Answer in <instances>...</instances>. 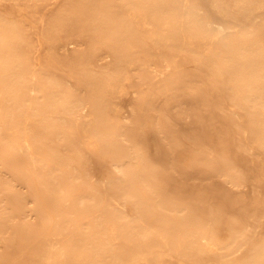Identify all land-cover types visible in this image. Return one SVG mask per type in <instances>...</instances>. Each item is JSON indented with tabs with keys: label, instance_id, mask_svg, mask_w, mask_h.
<instances>
[{
	"label": "bare ground",
	"instance_id": "1",
	"mask_svg": "<svg viewBox=\"0 0 264 264\" xmlns=\"http://www.w3.org/2000/svg\"><path fill=\"white\" fill-rule=\"evenodd\" d=\"M1 1L16 3L25 15L13 19L0 14V71L6 91L2 110L5 118L21 120L17 127L25 130L21 140L11 135L8 142L14 150L25 152L34 162L41 163L44 171L40 176L36 170L24 172L12 153L14 150L0 148V170L9 173L10 182L15 185L0 181V202L8 209L9 216L18 218L0 236V264H61L63 246L34 245L48 235L65 238L68 217L60 212L65 202L71 203L78 215L86 218L76 227L78 242L74 248L78 263L100 264L96 256L97 250L104 249L98 242L104 233L100 225L102 218L90 210L100 204V199L96 190L87 184V164L80 147L70 138L75 131L86 139L82 149L92 162V174L103 190L110 192L109 206H118L121 210L118 217L122 225L142 222L147 215L153 221L138 235L128 232L123 236L125 243L137 242L138 250L127 254L129 264H139L142 260L152 264L160 249L144 244L148 234L164 245L173 241L178 248L185 247L180 240L183 229L177 219L190 209L196 214L189 229L201 233L198 237L185 235L188 241L182 256L205 251L224 253L237 243L246 233V221L260 210L249 188L251 183L244 185L247 189L242 196L231 194L222 178L227 172L225 162L229 151L220 142L211 145L213 163L205 168L211 174V181L191 184V187L200 186L203 194L190 195L172 185L176 169L169 161V154L180 147H186L190 158L204 153L200 113L195 101L165 95L161 85L167 82L166 78L155 89L149 85L148 91H143L145 80L161 74L162 68L170 64L164 58L160 61L147 58L142 43L134 44L137 27L124 9L131 15L139 14L162 26L184 31L189 40H217L207 33L210 25L217 38L233 31H247L238 49L222 58V66L228 69L240 96L231 110L244 118V112L264 108V38L252 41L249 37L250 32L263 29L258 25L263 23L264 4L258 0H230L237 9L232 15L224 0H186L197 7V16L182 19L171 13L168 0H115L122 8L111 5L109 0ZM31 21L40 28L34 30ZM28 31L31 35L27 38L38 52L44 53L37 55L35 64L40 70L54 74L47 78L45 87L16 72L21 66L19 48ZM165 41L156 42L184 50L198 69L211 75L208 55ZM100 69H108L109 73L103 76ZM59 79L66 84V93L56 90ZM160 94L164 96L162 105H159ZM71 95L77 96L75 103L70 101ZM180 103H187L186 111L170 116L172 107ZM155 111L160 113L156 121ZM124 121L133 122L136 129L122 130ZM0 131H4L2 122ZM226 136L228 143L232 137L228 132ZM128 154L138 162L143 161L134 170L135 178L124 164ZM68 157L71 161L67 164ZM259 157L264 166V153H259ZM56 172L61 173V180L54 178ZM249 181L256 184L260 195L262 185L257 175ZM143 195L151 197L149 206L144 205ZM206 201L211 204L206 206ZM228 209L236 210L235 216L224 219ZM162 213L167 214V220L162 218ZM27 215L32 217L31 222L26 220ZM198 238L202 240V248L197 244ZM258 239V248L249 252V247ZM110 253L111 258L117 259ZM234 262L264 264L262 224L256 226L252 241L238 243ZM179 264L195 263L179 258Z\"/></svg>",
	"mask_w": 264,
	"mask_h": 264
},
{
	"label": "rangeland",
	"instance_id": "2",
	"mask_svg": "<svg viewBox=\"0 0 264 264\" xmlns=\"http://www.w3.org/2000/svg\"><path fill=\"white\" fill-rule=\"evenodd\" d=\"M109 2L111 5L120 6L115 0H109ZM168 2L170 11L175 17L182 19L191 16L195 17L197 7L190 1L168 0ZM224 2L227 4V11L234 15L237 9L232 6L230 0H224ZM258 2L259 4H264V0H258ZM124 11H126L127 16H131L133 24L137 27L133 39L134 44L136 42L142 43L145 51L144 54L147 58L155 61H160L164 58L165 61L170 64V67H168L165 65V62H162L165 67L162 68L161 74L146 79V84L143 85V91H148L149 85H151V89H155L162 83V80L166 78L167 82L161 85L165 95L180 96L181 98L195 101L196 108L200 113V121L202 124L201 140L205 148L204 153L195 159L189 157L186 147L177 148L175 152L170 153L169 161L175 165L176 169V179L172 185H174L175 188L180 187V189H183L190 195L203 194L204 192L200 186L199 188L191 187V184L194 183L198 185L211 181V174L205 171V168L213 163L211 145L221 142L229 151L228 154H226L227 158L225 162L227 165V172L222 175V178L225 180V186L234 197H240L247 189L244 185L250 182L251 187L249 188H251L253 199L256 201L258 200L260 206L258 213L246 221V233L240 237L237 243L232 244L227 251L224 252L225 254L219 251H205L192 254L188 257L181 255V252L185 251L188 241L185 235L194 234L198 237L199 233H201L189 229L192 216L196 214L194 209H190L189 212L182 214L177 219V222H179L183 229L181 232L183 236L180 240L185 247L178 248L177 244L173 241H170L168 245H164L160 240L153 237L152 234L146 236L144 239L145 245H151L153 248L160 249L157 250L159 252L155 254V258L151 260V263L179 264V258H182L187 263L192 262L195 264H235L234 256L237 254L238 243L252 241L256 226L262 224L264 227V217L262 216L264 213V166L259 157V153H264V108L251 109L248 113L246 111L244 112V118H239L235 115L231 110V105L235 104L240 96L233 87V79L228 69L222 66L223 56H230L238 49V46L242 44V35L247 34V31H233L223 38H217V34H215L214 29H212L210 25L208 26L210 29L207 30V33L213 35L217 40L214 42H203L198 39L189 40L184 31L162 26L154 19H145L139 14L131 15L127 9H124ZM0 14L13 19L25 17V15L20 12L17 4L12 1L0 0ZM261 21L263 23H260L258 26H263V29L259 31L254 30L249 33V37L252 41L264 38V15ZM31 23L34 25V30L40 28V25L32 21ZM30 35V31L25 33L26 38H24L19 48L21 66L16 72L24 79H35L38 84L45 87L47 78L53 77L54 74L40 70V67L35 64L37 55L40 53L42 56L44 53L43 51L38 52V49L32 44V41L27 38ZM158 39H165L167 43L172 42L181 45L185 49H194L202 54L208 55L211 58V62H209L211 75L198 69L192 57L188 56L184 50L178 51L167 45H159L156 42ZM0 52H2L1 46ZM138 56L142 57L143 55L139 54ZM99 73L105 76L109 73V70L100 69ZM58 75L61 76V73ZM56 90L66 93V84L60 80ZM5 92L4 76L0 71V122H2L4 129V131H0V148L7 151L11 149L12 151L14 148L8 142V137L13 135L15 139L21 140L25 135V130L17 127V123H20L21 120L5 118L2 110ZM158 97L159 105H162L164 96L160 94ZM69 99L71 102L75 103L78 98L76 95H71ZM111 102L113 103L114 99H111ZM187 107V103H180L177 106H173L169 115L183 114ZM159 114V111L154 112L153 118L155 121L159 117ZM80 126H82V124ZM135 129L136 126L133 122L124 121L122 124V130L132 132ZM226 132H228L229 137H232L231 141L228 143L225 142L226 138H228ZM70 138L74 144L80 147L83 159L87 164L89 170L87 184L96 190V194L100 199V204L90 208L91 212L101 216L102 220L100 225L104 229V233L98 238L100 247L104 246V249L97 250L96 259L100 264H129L127 262V254L138 250L136 246L137 242L132 240L125 243L123 236L128 232L136 236L151 224L149 223L150 221L152 223L153 221L150 220L147 215V218L145 217L142 222L130 221L127 226H123L118 217L121 210L118 206H109L110 192L103 190L96 177L92 174V162L88 154L82 149V146L86 143V139L76 131ZM209 140H211V142H209ZM38 152L40 153V150H38ZM12 153L24 172L36 170L38 176L43 173L44 168L42 164L37 161L34 162L25 152L14 150ZM70 161L71 159L68 157L65 163L68 164ZM124 162V164L128 165L132 170V176L135 178L136 175L134 170L138 165L142 164L143 161L138 162L133 158L132 154H128ZM59 164H61V162ZM254 174L257 175L262 185L260 195H258L256 184L249 181ZM10 178L11 175L9 173L0 170V181L15 187L14 184H11ZM54 178L56 180H61V173L56 172ZM238 182H242V185H237ZM174 187L171 186L170 188ZM57 194L59 195V192H57ZM142 197L144 205L149 206L152 202L151 197L149 195H143ZM210 204L211 201H206V206ZM28 205H31V203ZM235 211L234 209H228L224 215V219L233 218L235 216ZM60 212L62 215L68 217V229L65 238L59 239L55 235H48L46 239L42 240L40 243L37 241L34 247H38L39 245H46L48 247L63 246L62 258L60 259L61 264H79L77 252L74 248L78 242L76 227L81 220H86V218L84 216H79L76 208L69 202L62 204ZM161 215L164 220H167L168 216L166 213H162ZM25 218L28 222L32 221L30 215H27ZM17 220L18 218L9 216L8 209L0 202V236L4 234V230L9 225L17 222ZM218 234L219 232L216 233V235ZM197 244L199 248H202L201 239L198 238ZM259 244L260 239L253 242L248 251H255ZM110 252L114 253L117 259L111 258V256H109L111 254ZM28 255L27 253L26 258L29 257ZM41 264L45 263L42 262ZM139 264H149V262L142 260Z\"/></svg>",
	"mask_w": 264,
	"mask_h": 264
}]
</instances>
